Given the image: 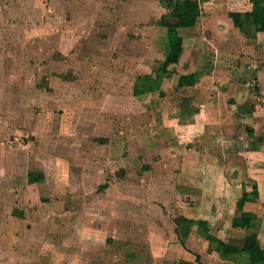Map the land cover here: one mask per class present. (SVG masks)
I'll return each mask as SVG.
<instances>
[{
    "label": "rangeland",
    "instance_id": "1",
    "mask_svg": "<svg viewBox=\"0 0 264 264\" xmlns=\"http://www.w3.org/2000/svg\"><path fill=\"white\" fill-rule=\"evenodd\" d=\"M201 2L160 78L162 0H0V264H248L192 221L258 228L229 231L234 201L209 182L264 160V32L230 20L249 0ZM208 104L220 123L202 133Z\"/></svg>",
    "mask_w": 264,
    "mask_h": 264
},
{
    "label": "trees",
    "instance_id": "2",
    "mask_svg": "<svg viewBox=\"0 0 264 264\" xmlns=\"http://www.w3.org/2000/svg\"><path fill=\"white\" fill-rule=\"evenodd\" d=\"M251 7L247 11H229L233 25L237 27L247 37L255 38L257 33L264 32V0H249ZM162 4L167 8L169 16L175 22H168L163 17L159 24L165 27V35L162 43L165 53L160 65V78L162 75L168 76L177 65L183 50V37L179 28H191L195 26L197 20L203 12L201 0H162ZM199 77L198 72L180 75L179 86L193 85ZM158 81V82H157ZM144 86L150 91V86L156 84L161 87V80H152L147 77ZM250 200V193L244 192L236 201V209L232 218L231 225L236 229L250 230L254 228L256 216L253 213L243 210V206ZM204 232L206 239L214 245L215 249L223 257L231 255H244L248 264H264V249L260 246L256 232H249L243 238L219 239L210 233L208 222L205 220H193Z\"/></svg>",
    "mask_w": 264,
    "mask_h": 264
},
{
    "label": "crops",
    "instance_id": "3",
    "mask_svg": "<svg viewBox=\"0 0 264 264\" xmlns=\"http://www.w3.org/2000/svg\"><path fill=\"white\" fill-rule=\"evenodd\" d=\"M179 62L180 61H178L175 68L179 65ZM234 102L236 104H239L238 101H236L235 99ZM207 108L211 112L206 111V113L203 116V123L196 125L198 126L200 132L202 133L206 131V126L208 124L217 125L220 123V114L219 112H217L216 107H214L212 104L211 105L208 104ZM254 153L257 154L258 152L253 151L252 154L249 155L248 157L249 161H247V163H245L246 161H244V158L241 157H238L237 159L234 160L226 161L225 162L226 166H224V172L216 174L213 180L210 181L209 183H211L213 186L214 198L221 197V199H224L225 195H228V198L231 197V201L232 202L234 201L233 215L236 209V201L242 196V193L244 192L249 193V189H247V187L245 188L243 184L253 183L254 185H256L257 188L256 194L258 196L257 201L246 202L243 206V210L255 214L257 219L260 218L257 226L258 228H256L257 230L255 229V231L257 232V239L259 241V244L264 249V160L263 162L261 161L263 158L259 154H257L256 157H254L253 155ZM240 167L243 168V170H241ZM224 176L227 179L229 178L228 179L229 181H227ZM231 222L229 225V231L231 232L234 231L239 233L245 231L243 229L240 230L233 228ZM244 236H245L244 234H241L240 236L231 234L221 239L225 240L227 238H243Z\"/></svg>",
    "mask_w": 264,
    "mask_h": 264
}]
</instances>
